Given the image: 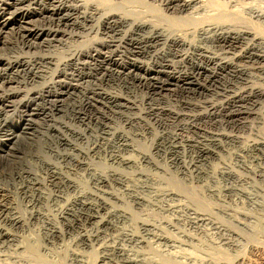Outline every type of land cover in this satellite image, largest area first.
Returning a JSON list of instances; mask_svg holds the SVG:
<instances>
[{
  "label": "bare ground",
  "instance_id": "bare-ground-1",
  "mask_svg": "<svg viewBox=\"0 0 264 264\" xmlns=\"http://www.w3.org/2000/svg\"><path fill=\"white\" fill-rule=\"evenodd\" d=\"M139 92L143 93L142 98H138ZM263 95L264 0H0V216L21 228L29 225L31 219L48 217L40 210L32 209L27 214L18 212L17 202L8 188L13 180L11 184L17 194L35 192L39 195L38 201L41 197L49 200L50 194L45 191L47 184L41 173L36 172L38 167L45 166L57 187L65 186L76 192L75 196H64L65 202L59 208L61 214L72 213V206L79 204L90 211L110 209L109 216L100 220L102 226L112 223L110 216L133 217L126 208L110 205L98 191L90 189L85 175L74 169L65 171L56 163L58 157L73 159L97 183L106 186L115 181L129 193L158 184L164 196L178 197L181 189L194 187L192 173L215 179L221 172L235 178L237 184L244 183L249 178L238 175L228 164L221 167L223 171L216 169L217 166L209 170L200 167L197 161L192 162L193 159L189 164L182 163L181 172L190 177L182 183L156 165L152 153L147 151L137 152L136 157L116 152L111 159L125 167L154 163L158 174L135 172V169L126 173L118 167L102 171L86 161L90 154L87 148L83 150L84 144L78 148V143L75 144L63 129L83 138L84 130H78L74 122L91 130L90 124L98 119L107 129L118 120L116 118L134 111L138 115H128L129 119L148 123L156 119L166 125L170 119L179 121L178 130L183 132H170L174 140L192 142L187 133L194 132L222 147L223 141H227L240 147L243 153L264 152V137L246 141L240 134L244 132H241L243 127H251V118L263 123ZM204 123L226 124L231 130L210 131L202 126ZM117 130L114 134H118ZM124 141L122 145L129 147L127 139ZM61 146H72L82 158L68 153V147V152L61 151ZM206 153L218 154L214 149ZM251 172L264 177V169ZM7 176L11 181L2 182ZM17 178L23 179L18 185L14 183ZM239 185L234 183L225 191ZM253 188L257 192L255 198L260 197V188ZM106 194L114 195L109 191ZM136 198L143 199L138 193ZM191 210L194 222L209 219L197 208ZM90 214L84 213L86 217ZM51 225L53 234L62 235L63 231L55 222ZM97 235L85 232L79 240L93 242ZM125 235L137 242H147L134 233ZM158 237L170 239L163 234ZM16 238L13 232L0 226V242ZM27 240H19L23 251L19 257L25 254L28 260H40L38 243ZM112 244L102 250L106 254L123 253V248ZM73 251L70 249L66 256H81V252ZM263 256L264 247L253 245L234 259H209V264H264ZM106 259L103 255L93 263L185 264L184 260L146 255L140 258L129 255L122 263ZM195 259L189 257L191 262Z\"/></svg>",
  "mask_w": 264,
  "mask_h": 264
},
{
  "label": "rangeland",
  "instance_id": "rangeland-1",
  "mask_svg": "<svg viewBox=\"0 0 264 264\" xmlns=\"http://www.w3.org/2000/svg\"><path fill=\"white\" fill-rule=\"evenodd\" d=\"M141 95H143V93L141 92L140 94L139 92L138 98H142ZM262 100H264V97H262ZM261 113L264 119V105ZM128 115L133 116L138 115V113L132 111L131 114L126 113L121 117L119 116L116 118L118 120L115 119L116 123H111L112 127L107 129H104L101 122L98 123V119H94L90 124V128L92 127L91 130L86 129L85 125L74 122L73 124L75 127H78V130H84L85 137L83 138H79L77 135L64 131V129L63 132H66L68 137L70 135L69 138L72 139L75 144L78 143V148H80L79 145L84 144L83 150H86L87 148L90 154L87 160H85L91 164L92 167L102 171L118 167L117 169H124L123 171L126 173L141 171L143 173L158 174L159 170L154 163L150 164L148 162H142L143 164H140L141 167H125V165H118V162L112 161L111 159V156L116 152V154L125 156L134 155L136 157L139 155L137 152L140 153V151H147L148 153H152V158L154 157L153 160H155L154 162L158 163H156V165L165 168L168 173L182 181V183L190 177H186L187 175L181 172V167L184 163L189 164L192 159V162L197 161L196 163L200 167L209 170H212L211 168H213V166H217V168L215 167L216 169L223 171L224 168L222 169L221 167H225V164H228L232 166L233 170L237 171V174L239 173L238 175L247 177V179L249 178L248 181H250L237 184L235 178L229 177L221 172L218 173L215 179H208L207 176L197 177L194 175L195 173H192L191 180L194 187L181 189V192H179L181 195L178 197L164 196L161 194V191H159L158 184H153V187L149 189L139 187L141 189H138V192L129 193L125 191L124 186L115 181L106 186L97 183L93 180L91 174L86 172L85 169L78 167L73 159L68 157L61 159L62 157H58L59 159L56 158V163L63 167L65 171H70V169L73 171L74 169L78 173L80 172L79 174L85 175L90 189L93 191L95 190L96 193L98 191L99 195L104 197L110 205L126 208L130 211L133 217L122 218L118 217V215L110 216L112 223L102 226L100 220L105 216H109L108 212L110 209L107 210L100 208L98 211H90L83 208L81 205L79 206V204L72 206V213L61 214L59 208L63 206L65 202L64 198L75 196L76 192L65 186H60V188L57 187L55 183L51 181L50 171L45 166L38 167L36 172L38 174L41 173V178L45 180L44 183L47 184L45 185V191L50 194L49 200H42L44 198L41 197L39 199L40 201H38L39 195L35 192H28L27 195L21 193L17 194L16 189L11 184V182L13 183V180L11 181L7 176L4 178V181H1L4 183L11 181L8 188L11 189L12 193L10 194L17 202L16 206L18 212L21 214H27L32 209L40 210L45 212L48 217L41 216L31 219L28 222L29 225L25 228H21L6 221L0 216V226H5L7 230L13 232L17 237L14 240L2 241L5 244L0 242V264H94L95 261L98 258H102L103 255H106L107 261L111 260L112 262L116 261L117 263H122V261L125 260L126 257H129V255L131 257L137 256L139 258L146 255L151 258H167L177 261L184 260L185 264H209L211 259H222L225 261L234 259L238 254L248 250V248L253 245L264 247V177L251 172L252 170L259 171L264 169V152L254 150L243 153L239 151L240 147L237 145L235 146L232 143L223 141L224 146L222 147L219 146L217 142H213L210 139L205 140L202 134L201 136L194 132L187 133L192 137V142L194 143L188 141L183 142L182 139L174 140L170 132H176V130L177 132H183L182 130H178L180 125L179 121L175 122V120L170 119L167 121L169 125H166L156 119H150L147 117L148 120L150 119L148 123L145 120L129 119L127 117ZM253 119L254 118H251L250 121L252 123L250 122L251 125L249 124L252 128L246 126L241 129V132L244 131V135L243 133L240 134L244 139H247L246 141L257 140L260 139L261 136L264 137V120L262 123V120L261 122H257L256 119ZM219 124L220 123L211 125L204 123L202 126H206L205 128L210 131L222 129L221 131L230 132L231 128L229 126L226 124ZM100 126H102V128ZM253 126L255 127L253 128ZM115 130H117V132L119 131L118 134H114V132H116ZM250 130L254 133L250 132ZM167 133L168 135H166ZM123 138L127 139L128 142L126 143L130 144L129 147L122 145V142H125ZM226 144L227 146H225ZM66 147H68V149ZM131 148H133V150ZM208 149H214L218 154L214 156L209 154V156L206 153V150ZM60 150L68 153L71 152L81 157V154L77 152L78 150L75 151L72 146H61ZM239 153L243 155L238 156ZM54 160L55 158L53 161ZM42 167L44 169H42ZM199 178H202V180ZM144 179V177H141V180ZM19 180L17 178L14 183L18 185L23 181V179ZM234 183L236 185L240 184L241 187H243V192L241 191V187H239L240 185L238 186L240 190H237L238 188H236L234 190L225 191L226 187H230L234 185ZM252 186L260 188V197L255 198L257 192L254 191L255 189ZM108 191L109 193L113 192L115 196L112 194H106ZM137 193L139 196L143 197L142 200L136 198ZM91 201L97 203V200H94L93 198H91ZM192 208H197L199 211L204 212L208 215L207 217L209 219L194 222L192 220V217L194 216V214H192ZM85 212L88 215L91 213V216L86 217L84 215ZM52 222L56 223L61 229V232L63 231L62 235L57 236L52 233ZM146 222L150 225H142ZM230 230L235 234H231ZM85 232L98 233V237L96 236V239L94 238L93 242H82L79 240V237ZM125 233H134L143 239V241L147 242L141 243L137 242V240H132L130 239V236L125 235ZM160 234L168 236L171 240L159 238L158 236ZM22 238L25 240L29 239L27 241H36L38 243L41 248L40 260H28L25 258L24 253L23 257H19L22 256L23 252L19 248V240ZM228 239H230V241ZM231 242L234 243L232 244ZM111 244L123 248V253L107 252L106 254V252L102 250V247ZM70 249L71 251L74 250L73 252H75V250L76 252H81V256L77 258L72 255L66 256ZM190 256L194 259L196 258L195 262L189 261ZM81 257L82 259H79ZM62 260L64 261L61 262Z\"/></svg>",
  "mask_w": 264,
  "mask_h": 264
}]
</instances>
